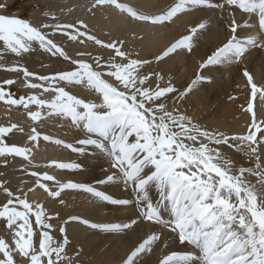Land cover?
Returning <instances> with one entry per match:
<instances>
[{"label": "snow or ice", "instance_id": "snow-or-ice-1", "mask_svg": "<svg viewBox=\"0 0 264 264\" xmlns=\"http://www.w3.org/2000/svg\"><path fill=\"white\" fill-rule=\"evenodd\" d=\"M227 2L234 4L237 0ZM106 4L115 5L133 17L144 21L152 20L153 23L169 19L186 6H218L213 5L211 0H180L165 15L156 17L138 16L134 9L117 3V0H95L93 7ZM239 6L250 13L258 9L259 25L264 30V0H239ZM7 7L6 2H0V11L6 10ZM198 27L203 28V25ZM237 28L238 25L233 20L229 25L226 42L199 64L201 72L187 88L180 91L171 82L165 86L158 83L156 89L151 88L149 76L152 73L146 76L140 71L150 61L130 58L128 53L117 46V41L105 44L89 35L87 25L83 21L76 24L47 23L33 26L27 20L0 15V39L11 47L12 52H27L31 48V42L38 41L45 52L54 57H63L65 61H70L76 66L72 71L57 72L52 76H36L42 83L29 85L31 89H38L46 83L45 92L54 90L57 93L50 102L36 95H29L26 99L23 96L13 99L11 93H5L3 90H0V99L7 95L8 105H22L25 109L32 103L40 107L47 105L58 114L70 117L76 127L82 126L87 135L77 143L93 146L104 153L110 159L111 167L119 170L118 174L108 175L106 180L97 183L123 182L126 187L131 186L136 194L134 203L140 219L169 227L181 243L193 246L192 252L173 253L162 261V264H264V173L257 171L259 157L257 149L252 147V144L264 143V139H257L260 129L253 123L251 127L256 131H250L247 135L229 136L223 132L208 131L175 108L168 110L166 104L161 102V98L167 99L168 94L183 99L196 84L206 79L203 70L208 66L240 58L255 40L253 37L240 39ZM57 31L67 35L70 40L86 37L97 45L113 49L114 55L107 62L110 69L107 76L114 77L115 82L109 83L102 78L105 73L98 70L102 67L100 57L95 58V68L84 59L70 58L54 39L49 38ZM192 31L195 32L196 29ZM190 41L191 36L182 37L156 59L162 60L178 48L190 50ZM78 55L82 57L88 54ZM117 57L127 62L117 63ZM23 71L26 80L35 76L27 69ZM244 75L249 76L247 72ZM155 77L158 82L163 79L159 73H156ZM85 80L102 96V103L85 102L70 95L64 87L55 86L59 82L83 83ZM146 82H149V85H146ZM248 82L253 91H256V85L250 76ZM4 83L12 84L13 81L7 80ZM81 108L83 111L79 110ZM248 110H252L251 104ZM30 115L33 120H37L41 113L32 111ZM9 131L7 127H0V136ZM93 135L96 138H92ZM38 136L39 133H35L30 135L29 139L36 140ZM130 137H134L132 142ZM43 139L50 141L51 137L45 135ZM56 143L61 144L63 141L57 140ZM230 144L246 151L250 158L256 156L257 169L240 167L234 170L233 162L220 150L221 146ZM64 146L73 151H85L84 147L77 148L72 144ZM29 151L27 147H0V154L15 153L17 156H25ZM55 167L75 169L80 165L58 163ZM246 172L260 176L262 190L258 191L246 181ZM31 175L35 178V185L52 198L60 197L65 189H78L115 205L127 206L133 203L129 200L114 199L95 186L72 181H57L53 189L46 183L53 181V176L36 172ZM152 188L159 194L155 202L150 195ZM3 192L6 193L7 200L0 206V218H4L7 226L14 228L15 232L14 246L0 238V253H3L0 264H14L13 255L17 252L28 257L29 264H45V258L46 264H59L61 253L69 244L66 227L59 225L62 239L56 240L50 234L56 225L49 222L53 217L43 205H33L28 201L27 193L17 195L7 186L3 187ZM63 202L60 200V203ZM21 206L23 210H19ZM163 212L168 213L167 220L164 219ZM32 217L35 218L34 227ZM69 219L79 221L80 217ZM81 222L89 223L87 220ZM136 223V220H130L125 224H91L90 227L106 232L123 231ZM34 236L38 237V248ZM156 239L158 237L155 234L145 239L124 264H134L132 257L142 253ZM54 255L56 259L52 258Z\"/></svg>", "mask_w": 264, "mask_h": 264}, {"label": "bare ground", "instance_id": "bare-ground-1", "mask_svg": "<svg viewBox=\"0 0 264 264\" xmlns=\"http://www.w3.org/2000/svg\"><path fill=\"white\" fill-rule=\"evenodd\" d=\"M42 1L45 5H51L66 20L75 18L77 21L86 22L93 28L96 39L107 41L104 42L105 44L117 41V46L128 53L130 58L150 61L140 71L146 76L152 73L149 76L150 85L149 82H146V85L153 89L156 83V73L163 78L157 81L161 86L171 82L180 91L187 88L201 72L199 64L226 42L230 31L229 25L235 20L238 25V37L243 40L246 35H249L254 38L255 43L249 45L240 58H234L231 62L210 65L204 69L203 76L206 79L196 84L183 99H177L168 94L164 103L167 107L172 106L179 113L186 115L203 129L223 132L229 136L247 135L250 131H256L251 127L255 123L260 129L257 132V139H264V99H262L264 97V36L257 27L255 19L247 18L246 15L237 12L227 0H211L213 5H218L217 7L186 6L184 10L177 12L169 19L156 23L152 20L144 21L133 17L115 5L106 4L93 7L95 0ZM7 2L9 1L6 0ZM179 2L180 0H117V3L134 9L138 16L149 17L163 16ZM33 14L38 17L42 16L39 11H34ZM201 24L203 28L198 27ZM193 29L196 31L193 32ZM184 36H191L190 50L189 48H178L162 60L156 59ZM94 44V42L90 43L87 47L90 51L101 53L102 58L112 54L111 49L100 46L94 48ZM77 49L86 51L85 45ZM245 72L256 85V91H253L248 82L249 76H245ZM15 75L0 74V80L9 79ZM30 80L38 81L33 78ZM67 86L74 96L84 97L85 102L95 103L102 99L98 92L96 94L79 83H69ZM18 88L26 97L31 95L32 91L35 93V90L30 87ZM44 100L50 102L52 99ZM249 104L252 106L251 111L248 110ZM39 110L41 116L37 121L34 120V123L30 119L32 118L30 112L36 111L35 106L31 105L26 109L29 114L27 117L23 116L18 108L0 106V113L5 115L2 117L5 127L13 129L12 142L18 147H27L30 150L25 156L15 157L11 165L3 166L6 171L3 175L6 180H3L13 192L18 191L19 195L27 193V199L33 205L39 203L44 206L48 214L53 217L49 222L56 225L50 231L56 240L62 239L59 225L63 224L66 227L69 244L64 252L70 256L71 264L76 262L124 264L140 243L153 234L158 239L142 253L132 257L134 264H162L169 254L177 251L192 252L193 246L181 243L178 236L170 232L169 227L140 219L134 203L136 194L131 186L126 187L123 182L97 183L100 180H106L108 175L118 174L119 170L111 167V161L104 153L93 146H82L77 143L85 139L87 135L82 126L76 127L70 117L58 114L47 105L41 109L38 108ZM13 125L15 127H12ZM22 129L30 132L24 134L20 131ZM35 133H39L38 138L30 140L29 136ZM45 135L50 136L51 140L44 141ZM92 138L96 136L93 135ZM57 140L63 143L57 144ZM133 140L134 137H130V142ZM65 144H72L77 148L84 147L85 151H73L66 148ZM252 147L257 149L258 169L256 156L250 158L246 151L240 150L235 144L223 145L220 150L227 159L233 162L234 170L244 167L257 169L258 172L264 173V143L252 144ZM58 163H76L80 167L59 169L55 167ZM33 172L53 176V181L46 182L53 189L57 181L61 183L72 181L95 186L99 191L114 199L129 200L133 203L127 206L115 205L94 198L91 194L78 189H65L60 197L52 198L35 185V178L31 175ZM245 179L258 191L262 190L259 175L246 172ZM30 188L32 191L29 192ZM150 195L153 202L159 198L155 188H152ZM257 199L259 202L260 196ZM60 200L64 202L60 203ZM166 213L163 212L164 219L169 218ZM74 216L80 217V220L69 219ZM83 220L89 223L84 224L81 222ZM130 220H136L137 223L123 231L106 232L90 227L91 224H125ZM36 243L38 247V239ZM17 257L19 264L29 263L28 257L22 255ZM46 261L47 258H45V264ZM63 261L65 263L64 257Z\"/></svg>", "mask_w": 264, "mask_h": 264}, {"label": "rangeland", "instance_id": "rangeland-1", "mask_svg": "<svg viewBox=\"0 0 264 264\" xmlns=\"http://www.w3.org/2000/svg\"><path fill=\"white\" fill-rule=\"evenodd\" d=\"M8 1L10 3L7 2V4H8L7 9L4 11H0V15L17 17V18H20L23 20H27L33 26L41 25V24H47V23L76 24L77 22H79L75 18H73L71 20H66V19L62 18L54 10V8L51 7V5H45L42 0H14V1L8 0ZM0 2H6V0H4V1L0 0ZM35 2H37V3H35ZM34 11H39V14H41L42 16L38 17V16L34 15L33 14ZM53 17H55V19H53ZM81 21H83V20H81ZM84 24L87 25V33L89 35L94 36L93 28L91 26H89L86 22H84ZM80 30L83 31V29H80ZM46 31L50 32L51 30H46ZM94 37L96 38V36H94ZM17 38H19V37H17ZM49 38L54 39V42H56L59 46H61L62 49L66 52V54L70 58H72V59H84L86 62L92 64L94 68H95V58L100 57L102 67L98 70L105 73V75L102 78L107 80L109 83L115 82L114 77L107 76V72L110 70L107 67V62L114 55L113 49H111L112 54L109 57L102 58L101 53L89 50V48L87 47L88 44H90V43L92 44L94 41L87 40L86 37H81L78 40H70L67 35H65L64 33L60 32V31H57L54 35H51ZM81 40L83 41V43H81ZM104 42H107V41H104ZM84 45H85L86 51L83 49H77V48H81V46L83 47ZM96 46H100V45H97L95 43L94 48H96ZM100 47H102V46H100ZM78 53H87L88 55L78 57L77 56ZM116 62L119 63V62H124V61H121V59L119 57H117ZM126 62L127 61H125L124 63H126ZM75 67L76 66L72 65L70 61H65L63 57H59V56L54 57L51 55V53L45 52L44 49L40 47L38 41L31 42V48L29 49V51L21 52L20 54H17V53L12 52L11 47L9 45H7L2 39H0V74H3V73L16 74L15 76H13L9 79L0 80V90H3L5 93H11L13 99H19L20 97L23 96L21 93L22 91L19 90L18 87H29L28 85H30L31 83H37V84L42 83L41 81L38 82L39 80L37 82L32 81V80H30L31 78L37 80L35 78L36 76H41V75L52 76V75L56 74L57 72H66V71L75 70ZM24 69H27L28 71L34 73L35 76L28 78L26 80L25 76H24V71H23ZM7 80H11V81H13V83L12 84H5L4 82ZM18 83L20 84V86ZM68 84H69L68 82H59L55 86L64 87L66 92H68L70 95L74 96L72 94V92L69 90V87L67 86ZM79 84L86 89L89 88V89L93 90L94 93L97 94V92L91 86H89L87 84L86 80L83 83H79ZM157 84L158 83L156 80V83H154V87H155L154 89H156ZM46 87H47V84L45 83V84H43V87L38 88V89H34L35 93L32 91L31 95H36L40 99H48V98L53 99L57 95V93L54 90H49V91L45 92L44 89ZM28 96L29 95H27V97ZM23 97H25V99L27 98L26 96H23ZM46 97H48V98H46ZM74 97H76V95ZM100 97L102 98L101 95H100ZM7 98L8 97L6 95L4 97V99H0V106H4L6 108L13 106V108H18L19 111L22 112L23 116L27 117L29 115V114H27L26 109L22 105H8L7 104ZM76 98L83 99L84 97H80L79 95H77ZM83 100L85 101V98ZM161 100L163 101V103L165 102L164 98H161ZM96 102H97V104H100V103H102V99H101V101L99 100ZM96 102H95V104H96ZM31 105L35 106L36 111H38V108L41 109L40 106H38L34 103L29 104L28 107ZM172 109H173L172 106L168 107V110H172ZM79 110L83 111L82 108ZM103 110L104 109H100V111H103ZM39 112H40V110H39ZM24 114H26V115H24ZM4 116H5L4 113L1 112L0 113V127H5L4 120H2V117H4ZM30 119L33 120L32 118H30ZM37 120H35V121H37ZM35 121H34V123H35ZM7 128H9L10 131L8 133L0 136V147H5V146H7V147H12V146L18 147L16 144H14L12 142L11 133H12L13 129L10 127H7ZM20 131H23L24 134H28L29 130L26 131L25 129H22ZM185 142L187 143V141H185ZM212 147H216V146L212 145ZM4 157H5V159H3ZM15 157H18L15 153L0 154V160H1L0 162L2 165L0 167V206H2L7 200L6 193L3 192V187L7 186L9 188V190H11L10 186L8 184L6 185L7 182L4 181V180H6V178L3 175L6 173V171L4 170L3 166H6V164L11 165V162L13 161V159ZM13 193H15V192H13ZM15 194L19 195L18 191ZM19 210H23L22 206L20 207ZM31 219L33 222V227H34V219L35 218L33 217ZM8 230L12 231L13 233L11 232L12 233L11 234L10 231H8ZM6 232H8V233H6ZM14 232H15V229L9 228L7 226L6 220L4 218H0V238H3L10 245H13L14 244V241H13ZM170 232H171V230H170ZM50 234H51V232H50ZM33 239H34L35 244H37L36 239H38V237L34 236ZM36 247H37V245H36ZM16 255L17 256L18 255L21 256V255L18 254V252L13 255L14 264H19L20 261L18 260V257ZM14 257H16V259ZM61 257H62V259L59 261V264H71L69 261L70 256L68 254H65V252H62ZM63 257L65 260V263L63 261ZM2 258H3V253H0V259H2ZM52 258L56 259L55 255ZM77 263L81 264L79 262H76L75 264H77ZM72 264H74V263H72Z\"/></svg>", "mask_w": 264, "mask_h": 264}]
</instances>
